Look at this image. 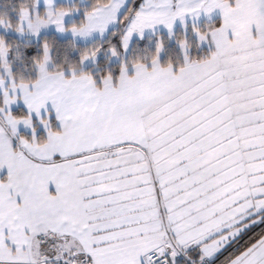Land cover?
Returning a JSON list of instances; mask_svg holds the SVG:
<instances>
[{
    "label": "snow or ice",
    "instance_id": "1",
    "mask_svg": "<svg viewBox=\"0 0 264 264\" xmlns=\"http://www.w3.org/2000/svg\"><path fill=\"white\" fill-rule=\"evenodd\" d=\"M0 264H264V0H0Z\"/></svg>",
    "mask_w": 264,
    "mask_h": 264
}]
</instances>
